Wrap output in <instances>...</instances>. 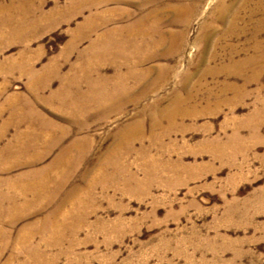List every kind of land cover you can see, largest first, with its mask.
Here are the masks:
<instances>
[{"label": "rangeland", "instance_id": "rangeland-1", "mask_svg": "<svg viewBox=\"0 0 264 264\" xmlns=\"http://www.w3.org/2000/svg\"><path fill=\"white\" fill-rule=\"evenodd\" d=\"M0 264H264V0H0Z\"/></svg>", "mask_w": 264, "mask_h": 264}, {"label": "bare ground", "instance_id": "bare-ground-1", "mask_svg": "<svg viewBox=\"0 0 264 264\" xmlns=\"http://www.w3.org/2000/svg\"><path fill=\"white\" fill-rule=\"evenodd\" d=\"M167 113V112H166Z\"/></svg>", "mask_w": 264, "mask_h": 264}]
</instances>
